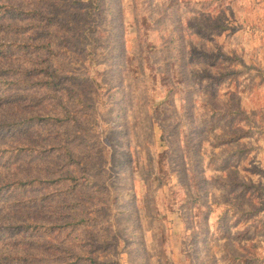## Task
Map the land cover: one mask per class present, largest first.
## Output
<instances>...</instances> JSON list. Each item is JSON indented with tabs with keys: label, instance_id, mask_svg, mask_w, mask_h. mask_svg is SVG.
Masks as SVG:
<instances>
[{
	"label": "rangeland",
	"instance_id": "obj_1",
	"mask_svg": "<svg viewBox=\"0 0 264 264\" xmlns=\"http://www.w3.org/2000/svg\"><path fill=\"white\" fill-rule=\"evenodd\" d=\"M0 264H264V0H0Z\"/></svg>",
	"mask_w": 264,
	"mask_h": 264
}]
</instances>
